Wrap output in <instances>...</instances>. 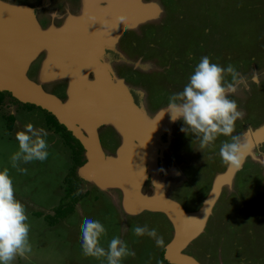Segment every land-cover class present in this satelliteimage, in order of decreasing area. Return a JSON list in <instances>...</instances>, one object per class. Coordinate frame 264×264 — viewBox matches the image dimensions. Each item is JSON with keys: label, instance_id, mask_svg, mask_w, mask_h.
I'll return each instance as SVG.
<instances>
[{"label": "rangeland", "instance_id": "374dc122", "mask_svg": "<svg viewBox=\"0 0 264 264\" xmlns=\"http://www.w3.org/2000/svg\"><path fill=\"white\" fill-rule=\"evenodd\" d=\"M2 1L31 8L43 30L79 23L80 31L86 29V37L98 32L97 16L101 12H106L111 21L120 12L124 13V19L132 22L138 19V23L121 33L112 27L107 34L105 29L106 34L99 36L101 40L96 44L107 54L102 53L99 59L94 52L91 59L107 64L149 116L167 107L169 97L184 89L200 59L207 56L224 68L231 64L249 78L250 88L230 97L242 113L234 135L243 136L249 129L264 125V0H125L121 7L122 0ZM91 1L92 8L88 6ZM43 52L44 58L32 61L27 76L65 100L68 81L49 78L44 73L47 50L42 49L38 57H43ZM253 71L261 73L259 84L251 83ZM88 79L93 80L91 73ZM62 82L65 88L58 84ZM19 103L24 102L10 93L0 106V170L9 169L14 195L25 207L32 251L26 259L18 256L12 264H106V260L86 257L82 252L81 224L85 218L99 221L105 227L106 235L101 239L105 249L112 238L119 237L135 252V256L123 259L122 264H167L161 250L174 232L167 217L151 211L124 214L118 192L101 189L81 178L80 165L76 167L81 179L76 193L81 196L74 210L54 223L45 217L53 214L66 193L62 180L74 156L62 134L46 123L42 108L27 109ZM9 113L15 116L11 129L2 116ZM29 123L48 132L45 139L49 155L43 162H20L18 166L27 169L21 173L12 167L10 157L18 151L15 133ZM106 125L117 131L112 124L104 123L99 125L101 132ZM182 127H185L182 120L173 122L155 141L157 174L164 178L170 198L185 210L195 211L210 193L215 177L227 169L219 157V148L230 138L220 136L212 147L201 151L199 140L194 134L182 132ZM98 139L104 153L113 155L115 138L105 137L101 141L98 135ZM121 143L120 140L117 146ZM253 152L254 157L249 156L243 168L220 185L219 195L201 230L181 251L198 264H264V140ZM147 172L141 188L146 194L147 188L151 187V192L154 189L152 176ZM108 192L113 196H108ZM144 225L157 230L164 239L163 246L158 247L147 235L134 234V227Z\"/></svg>", "mask_w": 264, "mask_h": 264}, {"label": "water", "instance_id": "95a60500", "mask_svg": "<svg viewBox=\"0 0 264 264\" xmlns=\"http://www.w3.org/2000/svg\"><path fill=\"white\" fill-rule=\"evenodd\" d=\"M123 4L125 0L119 7ZM120 13L114 19L111 17L112 21L106 12L97 16L101 22L97 32L100 37L106 34L105 29L107 34L112 27L121 33L139 22L138 19L135 22L124 19V13ZM79 28V23L75 26L68 23L65 28L43 30L31 8L0 0V91H8L21 102L47 110L71 131L84 148L85 161L78 168L79 176L101 189L120 190L121 205L126 214L151 211L167 217L174 229L163 252L168 263L198 264L181 251L201 230L219 195L220 185L231 179L234 170L227 168L215 177L210 193L198 210L187 211L170 198L165 191L164 178L157 174L154 149L157 138L173 124L170 114L165 112L162 117L160 111L149 116L142 106L136 105L130 90L115 77L111 68L97 59L93 62V53L100 59L104 50L95 48L96 39L90 40L92 34L86 37ZM73 29L80 33L76 35ZM72 37L81 40L71 45ZM42 49L47 50L44 73L49 78H66L68 81L65 100L47 92L40 83L27 76L28 67ZM65 54H69V58L65 59ZM90 73L92 81L88 79ZM104 123L112 124L122 137L114 155H106L100 146L97 128ZM242 138L254 147L258 146L264 140V125L249 129ZM147 170L154 187L148 194L141 189Z\"/></svg>", "mask_w": 264, "mask_h": 264}, {"label": "clouds", "instance_id": "9594fccd", "mask_svg": "<svg viewBox=\"0 0 264 264\" xmlns=\"http://www.w3.org/2000/svg\"><path fill=\"white\" fill-rule=\"evenodd\" d=\"M260 76V72L253 71L251 83L259 84ZM248 88L249 78L234 66L229 64L224 68L204 56L184 89L169 97L167 107L161 109L162 117L167 112L171 121L182 120L185 127L181 131L194 134L201 151L212 147L220 136L230 138L221 143L219 157L228 169L239 171L249 156L254 157V145L242 135H234L236 122L242 118V113L237 102L230 97ZM47 136L44 128H36L31 123L25 125L24 130L17 131L18 151L10 157L12 167L26 173L27 169L18 166L20 162L45 161L49 155ZM14 192L9 169L0 170V264H12L18 256L26 259L32 251L28 216ZM133 232L138 237L147 235L154 239L158 247L164 245L163 237L155 228L136 226ZM81 235L82 252L86 257L106 260V264H122L123 259L135 256V252L119 237L112 238L105 249L101 239L106 235V229L99 221L85 218L81 224Z\"/></svg>", "mask_w": 264, "mask_h": 264}, {"label": "trees", "instance_id": "16d2710c", "mask_svg": "<svg viewBox=\"0 0 264 264\" xmlns=\"http://www.w3.org/2000/svg\"><path fill=\"white\" fill-rule=\"evenodd\" d=\"M6 95H10L8 91H0V106L4 100V97ZM18 102V101H17ZM20 106H24L27 109H34V108H40L39 106H36L31 103H19ZM45 113L46 117V123L54 128V131L56 133H61L63 142H65L66 145H68L71 148V152H73V158H72V165L70 170L67 172V174L63 177L62 182L65 185L66 193L63 195V199L59 202L58 206L54 209L53 214H47L45 217L50 220L51 223H54L58 221L59 219L64 218L67 214L72 212L74 210V205L77 203V201L80 199L81 195H78L76 192L78 191V185L81 183V179L76 173V167L81 165L84 162L83 157V146L82 144L76 139L71 131L67 130L66 127L59 123L56 119V117L48 112L45 109H41ZM2 116L5 117V119L8 121L7 127L8 129H11L15 120V116L11 113L9 114H2ZM80 192V191H79ZM164 249L161 250L163 253ZM163 261L167 264L168 263L165 259Z\"/></svg>", "mask_w": 264, "mask_h": 264}, {"label": "flooded vegetation", "instance_id": "af4514ba", "mask_svg": "<svg viewBox=\"0 0 264 264\" xmlns=\"http://www.w3.org/2000/svg\"><path fill=\"white\" fill-rule=\"evenodd\" d=\"M65 9L66 8H64L63 9V12L65 11ZM70 10H72V13H74L73 11V9H69V11ZM61 15V14H60ZM60 20H61V16H60ZM63 22V20L60 22V23H62ZM59 23V24H60ZM44 56H45V53L43 52V57L42 56H39L38 57V59L40 60V58H44ZM59 85H61V87L62 88H65V84L62 82V83H58ZM134 98V102L139 106V103H138V100H137V98L136 97H133ZM100 127V128H99ZM98 128H99V130H98V135H99V138H100V140L102 141L103 139H105V137H108V138H115V140H114V142L112 143V147H113V150H116V146L119 144V142H120V140H121V136H120V134L117 132V131H115L114 129H112L111 127H109V125H106L104 128V132H101V126H99ZM112 134H113V137H112ZM115 142H117V144L115 143ZM103 144V143H102ZM118 147V146H117ZM114 152V151H113ZM115 154V152L113 153V155ZM85 161V160H84ZM147 183H148V179H147ZM82 184H84V183H82ZM81 184V185H82ZM87 184V183H86ZM110 189H114V188H110ZM149 189V190H148ZM151 187L150 188H147V192L149 193V192H151ZM114 191H117L118 192V194H119V201H120V204H121V192H120V190H118V189H114ZM108 196H113V194L111 193V192H108V193H106ZM111 199V198H110ZM115 199V198H114ZM112 200V199H111ZM121 207H122V205H121ZM120 207V208H121ZM121 211L122 212H124V210H123V208L121 209ZM124 214H126L125 212H124ZM126 215H130V214H126ZM164 249V248H163Z\"/></svg>", "mask_w": 264, "mask_h": 264}, {"label": "bare ground", "instance_id": "6f19581e", "mask_svg": "<svg viewBox=\"0 0 264 264\" xmlns=\"http://www.w3.org/2000/svg\"><path fill=\"white\" fill-rule=\"evenodd\" d=\"M88 6L90 7V8H92V1H91V3H89L88 4ZM74 31H76V29H73ZM83 32H86V31H84V29H83ZM80 32H79V30H77L76 31V35H78ZM80 37H77V38H74V37H72L71 38V45H76L77 44V42H78V40H81V39H79ZM92 38H95L96 39V41H95V44L97 43V41H98V39H99V33H97V35L95 36V37H93V34H92V36H91V39L90 40H92ZM88 38L86 39V42L88 43L89 41H90ZM81 43V42H80ZM91 45H92V43H91ZM93 46V45H92ZM96 48L98 47V44H96V46H95ZM66 55V54H65ZM67 58H69V54H67L66 55V58L65 59H67Z\"/></svg>", "mask_w": 264, "mask_h": 264}, {"label": "crops", "instance_id": "0c3cea01", "mask_svg": "<svg viewBox=\"0 0 264 264\" xmlns=\"http://www.w3.org/2000/svg\"><path fill=\"white\" fill-rule=\"evenodd\" d=\"M99 21H100V20H99ZM95 22H96V20H95ZM100 24H101V22H100ZM96 28H97L96 30L98 31V29H99L100 27H96ZM85 31H86V30H85ZM103 54H105V55H106V54H107V52H105V50H104V53H103ZM131 94H132V93H131ZM132 96H133V95H132ZM133 100H134V98H133ZM135 104H136V103H135ZM136 105H137V104H136ZM64 176H65V175H64Z\"/></svg>", "mask_w": 264, "mask_h": 264}]
</instances>
